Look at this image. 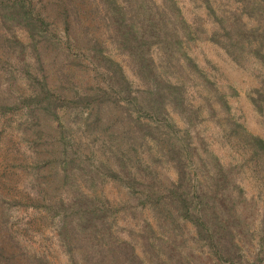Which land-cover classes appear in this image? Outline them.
Here are the masks:
<instances>
[{
  "label": "trees",
  "instance_id": "obj_1",
  "mask_svg": "<svg viewBox=\"0 0 264 264\" xmlns=\"http://www.w3.org/2000/svg\"><path fill=\"white\" fill-rule=\"evenodd\" d=\"M188 8L0 0V264H264L244 183L247 167L264 181V137L193 52L264 67V0ZM246 95L264 114L263 74ZM202 103L240 156L213 149Z\"/></svg>",
  "mask_w": 264,
  "mask_h": 264
},
{
  "label": "rangeland",
  "instance_id": "obj_2",
  "mask_svg": "<svg viewBox=\"0 0 264 264\" xmlns=\"http://www.w3.org/2000/svg\"><path fill=\"white\" fill-rule=\"evenodd\" d=\"M179 2L188 15L190 13L188 0H179ZM197 10L199 11L200 9ZM193 52L200 63H203V61H209L205 68L210 67L208 66L209 64H213L216 67L215 75L218 79V84L222 85L225 81L233 83L238 90V94L234 97L228 96L232 111H235L236 114H240V119L249 130L264 137V114H258L254 110L246 95V89L249 86H255L258 84V75H264V67L252 66L250 70H246L236 66L219 47L209 41L199 42L197 46L194 47ZM250 64L253 65V63ZM195 89L194 86H190L192 100L195 103H198L203 98L202 96L197 95ZM202 104V114L205 116L204 122L212 129L211 135H209V140L211 141L213 149L222 156L223 160L240 156L243 153V150L238 147H230V142L218 134V125H216L214 117L210 116V111L206 108L205 103ZM166 173L169 175L171 174V171ZM244 175V183L249 193H257V191L261 190L258 199L259 203L264 208V181L252 170L251 167L246 168ZM108 189L116 191L117 188L111 184ZM56 253L57 252L51 254H54V260L60 259V257L57 258Z\"/></svg>",
  "mask_w": 264,
  "mask_h": 264
}]
</instances>
